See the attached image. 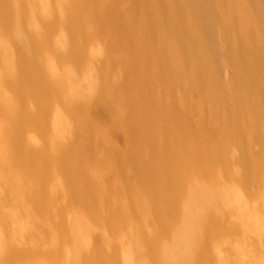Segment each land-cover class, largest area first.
Wrapping results in <instances>:
<instances>
[{
  "label": "bare ground",
  "instance_id": "1",
  "mask_svg": "<svg viewBox=\"0 0 264 264\" xmlns=\"http://www.w3.org/2000/svg\"><path fill=\"white\" fill-rule=\"evenodd\" d=\"M0 264H264V0H0Z\"/></svg>",
  "mask_w": 264,
  "mask_h": 264
}]
</instances>
